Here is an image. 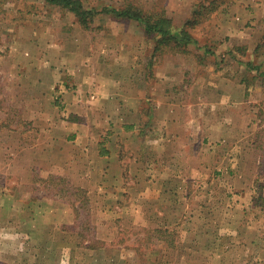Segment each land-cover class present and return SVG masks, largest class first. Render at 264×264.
I'll use <instances>...</instances> for the list:
<instances>
[{"label":"crops","instance_id":"1","mask_svg":"<svg viewBox=\"0 0 264 264\" xmlns=\"http://www.w3.org/2000/svg\"><path fill=\"white\" fill-rule=\"evenodd\" d=\"M164 3L176 29L195 23L182 48L103 12L114 6L93 19L99 41L93 21L85 28L71 11L0 7L17 17L0 19V82L14 84L11 123L0 109L1 264H137L115 237L67 236V203L46 192L53 176L90 195L96 225L98 214L117 215L126 226L180 234L159 240L155 257L189 245L192 264L220 257L219 242L232 237L211 203L196 201L221 181L233 226L248 232L234 237L256 255L264 246V218H248L264 213V0Z\"/></svg>","mask_w":264,"mask_h":264},{"label":"rangeland","instance_id":"2","mask_svg":"<svg viewBox=\"0 0 264 264\" xmlns=\"http://www.w3.org/2000/svg\"><path fill=\"white\" fill-rule=\"evenodd\" d=\"M107 3H99L96 7H86L90 9H97L100 11L104 9V6L106 5L114 6L118 9L132 6L134 8L142 9L145 13L147 12L149 14H157L162 11H164L166 15L168 14V12L166 11V3H164V0H112L110 4ZM13 4L18 5V7L23 6L26 9H32L36 11H42L43 9L48 7L49 9H51V12H53L58 11V9L56 8H59L47 5L43 0H0V7H2V10H4V7L5 9H8V7H10V9L14 8ZM60 9L61 8H59V10ZM0 19L10 22L16 21L17 17H14L13 14L5 13L4 15H0ZM190 19L191 18H188L187 20ZM187 20H181L178 25L181 26L185 24ZM25 22L27 23V19H25ZM100 23L101 22L99 21V19H95L89 29L92 36H94L95 41H99L101 36L99 33L100 31L98 30L100 27ZM197 30L200 31V27ZM5 51L6 50H0V57L7 56V52ZM12 92H14V84L11 81H3L2 79L0 82V109L4 112H7L4 114V116H0H3L4 121L7 123H11L13 117L11 113V108H13L12 102L14 103V99H12ZM68 180V178L63 179L59 178L58 176H53L48 183L50 185L46 187L47 196H55L59 201L67 203L68 217L66 219L67 223L65 225V228L68 237H81L80 241L83 242H86L89 237H115L116 243L128 245L127 251L128 255L130 254V262L132 261L133 263L137 264H154V261L157 264H192L189 261L191 259L186 257L188 256L187 253H189V250L187 249L189 245L177 244L174 248V251H168V253L164 255L160 253L157 257H155L154 253H157L160 248L159 240L171 241V239H174L175 242L176 239L181 238L180 234H177L176 232L174 233V235L165 233L167 232L165 231V229H155L153 225L143 227L142 225L135 226L133 224H130V226H126L124 225L123 219L117 215L113 218H109L107 215L98 214L96 220L99 225H96L94 222V218L92 217V209L90 208V195L88 193H84L83 189L82 191L73 188L71 182ZM221 184V181L214 182L212 184V187L215 188L212 189L209 197L203 198L202 195H198L196 196V201L199 204L204 205H207V203H211L212 208L210 213L212 215V218H216V221H222V226H220V228H222L224 231L228 230V233H233L232 237H227L226 240L219 242L221 244V248L224 249L220 251L218 255L220 257L215 256L206 259H199L198 257H195V260L198 259V264H264L260 260L261 258L264 259V256L261 257V251L264 249L263 245L259 246L260 252L258 255H256V252H258L256 248L249 246V244L242 241V239L238 237V234L237 237H234L235 231L241 232L242 236L248 232L246 230L244 231V224L238 225L235 223L236 225L233 226L234 221H236L235 214L232 212L231 206L229 205L227 198L228 195H222L221 193ZM260 197L258 199V203L264 209V200H262V197ZM76 203L82 204V211H77L75 209ZM260 215L264 218V213L260 212V214H258L257 211L248 212V218L253 217L255 219H260ZM91 225L93 227H91ZM5 235L11 234L5 233ZM50 237L59 236L57 234H54L50 235ZM102 242L99 243L98 241H96V244L99 247L104 246ZM105 246H108V244L105 243ZM10 248L14 251H17L13 246H11ZM18 249H20L19 251L21 252V246L18 247ZM80 249H82V247H80ZM215 252V250H211L212 256H214ZM7 259L8 262H4L3 264H27V260L25 257L18 260L14 257ZM160 260H163L164 262H161ZM60 264H64L63 259L62 261H60Z\"/></svg>","mask_w":264,"mask_h":264},{"label":"trees","instance_id":"3","mask_svg":"<svg viewBox=\"0 0 264 264\" xmlns=\"http://www.w3.org/2000/svg\"><path fill=\"white\" fill-rule=\"evenodd\" d=\"M43 1L47 5L73 12L77 16L80 24L85 28L90 27V23L100 12L95 9L86 8L81 0ZM106 9L103 10V12H111L117 18H128L140 22L148 34L159 37L158 43L162 45L175 44V46L182 48L186 46L187 43L192 41V35L189 31V27H193L195 25L192 20H188L182 27L176 29L173 25V20L168 17L164 11L157 14H149L147 12L145 13L142 9L134 8L132 6L122 9ZM165 233H168V231Z\"/></svg>","mask_w":264,"mask_h":264}]
</instances>
